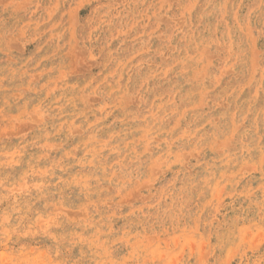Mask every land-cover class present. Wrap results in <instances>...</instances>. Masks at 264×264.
I'll list each match as a JSON object with an SVG mask.
<instances>
[{
	"label": "rangeland",
	"instance_id": "1",
	"mask_svg": "<svg viewBox=\"0 0 264 264\" xmlns=\"http://www.w3.org/2000/svg\"><path fill=\"white\" fill-rule=\"evenodd\" d=\"M0 264H264V0H0Z\"/></svg>",
	"mask_w": 264,
	"mask_h": 264
}]
</instances>
